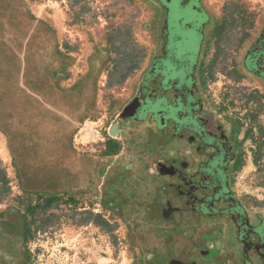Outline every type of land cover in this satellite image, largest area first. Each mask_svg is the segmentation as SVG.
I'll list each match as a JSON object with an SVG mask.
<instances>
[{
    "label": "flooded vegetation",
    "instance_id": "flooded-vegetation-1",
    "mask_svg": "<svg viewBox=\"0 0 264 264\" xmlns=\"http://www.w3.org/2000/svg\"><path fill=\"white\" fill-rule=\"evenodd\" d=\"M198 1L199 10L194 7ZM150 2L156 20L152 45L139 48L136 77L122 78L131 88L119 97L121 106L110 109L100 129L101 143L89 150L78 149L75 138L87 120L102 117L99 81L112 51L96 43L87 81L59 88L56 80H66V66L74 60L60 52L52 29L42 23L57 42L60 69H46L57 89L75 104L92 83L95 97L70 149L59 155L57 175L43 180L57 179L67 191H24L101 207L108 214L102 215L105 220L122 224L131 264H264V215L240 197L233 183L248 130L205 90V64L223 28L203 0ZM175 10L179 15L174 16ZM243 64L264 83V27ZM31 212L15 206L0 212V264H31L26 247Z\"/></svg>",
    "mask_w": 264,
    "mask_h": 264
},
{
    "label": "rangeland",
    "instance_id": "rangeland-1",
    "mask_svg": "<svg viewBox=\"0 0 264 264\" xmlns=\"http://www.w3.org/2000/svg\"><path fill=\"white\" fill-rule=\"evenodd\" d=\"M24 4L33 19L52 29L60 52L74 60V64L66 66V80L60 84L55 77L59 88L67 89L87 81L88 61L96 43L106 44L112 51L107 76L103 75L99 81L97 98L102 117L87 120L85 132L75 138L78 149H93L103 140L98 130L110 109L119 108L121 95L131 88L126 83L123 85L122 78L136 77L134 59L139 48L149 49L152 45V27L156 26L152 3L150 0H24ZM195 5L201 9L200 1ZM203 5L223 27L220 36L213 38L205 64L209 71L205 90L215 105H224L233 119L238 122L241 119L243 131L252 129V137H256V144L252 138L245 143L244 163L234 175L233 183L240 197L255 204L264 215V83L243 64L247 49L264 27V0H203ZM179 12L175 10L174 16ZM202 14L207 21L208 15ZM213 55L216 60L210 63ZM45 198L44 194L23 190L8 136L0 127V212L11 206L32 210L26 218L30 263L131 264L122 224L114 218L110 222L102 218L108 214L101 207L88 200L77 204L56 201L50 208L42 207Z\"/></svg>",
    "mask_w": 264,
    "mask_h": 264
},
{
    "label": "water",
    "instance_id": "water-1",
    "mask_svg": "<svg viewBox=\"0 0 264 264\" xmlns=\"http://www.w3.org/2000/svg\"><path fill=\"white\" fill-rule=\"evenodd\" d=\"M0 127L7 134L23 183L30 192H64L55 179L59 155L70 149L84 110L94 101L93 84L75 104L63 97L47 68L58 71L57 42L30 18L24 0H0ZM127 111V109L125 110Z\"/></svg>",
    "mask_w": 264,
    "mask_h": 264
},
{
    "label": "trees",
    "instance_id": "trees-1",
    "mask_svg": "<svg viewBox=\"0 0 264 264\" xmlns=\"http://www.w3.org/2000/svg\"><path fill=\"white\" fill-rule=\"evenodd\" d=\"M223 28V27H222ZM241 126H243L242 124H241ZM252 130V129H251ZM251 130H248L247 132H246V136H245V143H246V141L252 136V131ZM244 142V141H243ZM243 163H244V160L241 158L240 159V162H239V164H238V168L239 169H241L242 168V166H243ZM62 197H59V196H57V195H55V196H51V197H49V198H45V202H46V206L45 207H48V208H50L51 207V205L53 204V203H55L56 201L57 202H62L63 200L61 199ZM66 201H68L69 203H72L71 201H69L68 199H66ZM42 207H44V206H42ZM102 217V216H101ZM103 218V217H102Z\"/></svg>",
    "mask_w": 264,
    "mask_h": 264
},
{
    "label": "crops",
    "instance_id": "crops-1",
    "mask_svg": "<svg viewBox=\"0 0 264 264\" xmlns=\"http://www.w3.org/2000/svg\"><path fill=\"white\" fill-rule=\"evenodd\" d=\"M86 127V125L79 131V133H78V137L80 136L81 137V135L85 132V128ZM98 132L99 133H101V130H98ZM250 138H252V140H253V142L256 144V137H250ZM100 141H101V139H100ZM80 143H82V144H86L87 142H85V140H80ZM101 143V142H100ZM88 146V145H87ZM93 147H97V144L96 145H94ZM238 171H240V169L238 170Z\"/></svg>",
    "mask_w": 264,
    "mask_h": 264
}]
</instances>
